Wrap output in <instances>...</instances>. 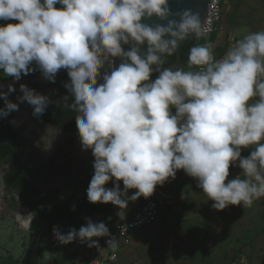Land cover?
Instances as JSON below:
<instances>
[{
    "label": "clouds",
    "instance_id": "9594fccd",
    "mask_svg": "<svg viewBox=\"0 0 264 264\" xmlns=\"http://www.w3.org/2000/svg\"><path fill=\"white\" fill-rule=\"evenodd\" d=\"M153 16L167 24L141 22ZM0 20L18 21L0 26V69L6 76L19 81L38 68L54 83L58 71L67 70L64 87L74 98L69 107L77 113L82 149L94 156L90 203H111L124 220L129 201L150 197L181 169L217 211L250 208L264 197V29L248 32L219 59L209 45L191 47L186 67L173 70L163 67L166 57L190 34L198 40L207 29L199 13H173L169 0H0ZM114 58L121 60L118 67ZM153 73L158 76L151 80ZM14 91L9 85L0 92V117L18 110L8 99ZM20 91L17 100L31 105L34 116L51 103L24 84ZM249 147L243 157L241 150ZM230 166L242 170L231 180ZM110 181L114 186L106 188ZM129 189L137 191L129 197ZM14 215L28 235L35 213ZM53 234L64 245L79 240L99 247L94 238L101 237H109L113 251L119 244L104 222L91 219L79 230L64 234L54 228Z\"/></svg>",
    "mask_w": 264,
    "mask_h": 264
},
{
    "label": "crops",
    "instance_id": "0c3cea01",
    "mask_svg": "<svg viewBox=\"0 0 264 264\" xmlns=\"http://www.w3.org/2000/svg\"><path fill=\"white\" fill-rule=\"evenodd\" d=\"M256 15L258 18L255 20ZM223 18L227 23L225 22L219 30L216 29L206 43L218 59L222 58L220 55L223 49L212 44L217 42L220 34L232 33L236 35V40H239L250 31L264 29V0H225ZM257 21H260L258 28L255 27L259 25ZM186 64L187 61L178 67H186ZM157 76L158 73L151 80ZM100 83L103 81H98V84ZM172 111L175 113L174 108ZM77 138L79 142L75 148H80L83 153L80 159L79 180L75 176L70 177L69 188L66 191L59 190L69 195L70 203L77 206L75 214L68 218V222L72 220L78 222L87 210L86 206L90 203L87 199V189L94 174L92 151L83 150L79 134ZM236 168L230 166L229 180L241 174L242 171ZM61 179L62 175H58L55 181ZM118 183L123 190L122 181ZM113 186V181L105 185L106 188ZM160 188L162 193L157 197L159 209L156 220L153 224L133 232L128 245L117 248L116 264H241L242 258L246 261L245 264H248L247 259L252 260V257H248L246 246L243 244L248 233V225L243 214V209L246 208L242 204L229 205L222 211L213 209L214 202L197 187V180L188 176L182 169L177 170L175 179L169 178L162 186L160 185ZM136 191L137 189H129L127 195L130 197ZM140 199L141 197L129 201L125 219L136 210ZM22 210L30 213L26 208ZM119 211L117 206L107 203L98 214L86 215L82 220V226H86L88 219H91L93 222H104L109 231H112L116 223L122 221L117 216ZM71 228L75 226L69 223L60 230L66 234ZM40 229L39 236L34 238L36 259L29 264H86L89 258L96 257L103 251L105 237L94 238L98 239L99 247H89L87 243L76 240L67 245L63 244L64 248L60 250L61 247L58 248V245L61 243L55 239L54 234H45L46 226L42 225ZM46 243L51 246L43 247ZM39 251H42L41 256ZM73 252H76V256L69 260V255ZM52 259L56 261L52 262Z\"/></svg>",
    "mask_w": 264,
    "mask_h": 264
},
{
    "label": "flooded vegetation",
    "instance_id": "af4514ba",
    "mask_svg": "<svg viewBox=\"0 0 264 264\" xmlns=\"http://www.w3.org/2000/svg\"><path fill=\"white\" fill-rule=\"evenodd\" d=\"M121 63L118 58L115 67H118ZM104 69L101 70V75H103ZM62 74H66L65 78H61ZM67 70L60 69L55 76V82H50L49 80H42L44 77H35L28 76L19 81L13 87L15 91L8 95V99L14 103L18 104V110L12 111L6 117H1L2 124L10 125L15 131H17L21 137L23 138V143L19 147V152L24 160L26 161L24 177L27 182L35 187L40 193L47 196L49 193L53 191H62L66 188H60L57 186L56 178L58 175H62V179L60 183H63V179L67 178V175L72 176L74 169L79 171L81 166V156L83 153L80 148H75L78 141L74 140L75 134L78 133L77 126L71 131L67 132L65 130L60 129L50 121L45 118V115L48 114V108L52 106L57 99L63 105H67V101L64 100V97L67 96L68 90L64 87L66 80L68 78ZM98 81H103L102 78H98ZM24 84L30 89L36 90V92L46 95L50 98L51 103L46 108L45 112L37 117L33 115V107L29 105L27 102H20L17 100L18 96H21L22 93L20 91V85ZM0 84V92H8V88L5 89L9 84L6 83V86H2ZM73 101H69L72 104ZM4 100L0 99V108H4ZM76 113V112H75ZM77 114V113H76ZM59 132L60 134H56ZM43 135V136H41ZM71 137V138H70ZM50 141V145L52 146L53 153L62 155L60 159L53 158L51 161L48 157H42V151L46 150V143ZM60 145L58 146L59 143ZM50 146V147H51ZM50 149V148H48ZM7 157H3L0 160V174L3 177L9 172L10 162L6 160ZM6 161V162H5ZM41 161V162H40ZM5 162V163H4ZM7 167H4V166ZM38 174V178L36 177ZM42 183H49V186L43 190L41 187ZM4 195H12L16 194V191L11 189L7 190L5 181H4ZM9 196V198H10ZM17 196V201L15 206L20 209L26 208L22 206L20 200ZM14 198V196H13ZM15 201V200H14ZM9 204H7V208L9 209ZM28 208V207H27ZM7 209V210H8ZM30 213H33L32 209L28 208ZM8 215L5 212L0 211V226L2 223L6 222ZM31 226L35 227L36 224V213L34 219L32 220ZM33 232L31 233L32 237Z\"/></svg>",
    "mask_w": 264,
    "mask_h": 264
},
{
    "label": "trees",
    "instance_id": "16d2710c",
    "mask_svg": "<svg viewBox=\"0 0 264 264\" xmlns=\"http://www.w3.org/2000/svg\"><path fill=\"white\" fill-rule=\"evenodd\" d=\"M196 45H204L203 39L188 41L180 49V59L188 60L191 47ZM125 50H128L130 47L123 46ZM146 51V48H142V53ZM166 63L163 67H167L175 62V55L166 57ZM157 73H153L151 78ZM66 74H62L61 78H65ZM67 96V105L57 101L48 108V114L45 115V118L59 127L62 130L71 132L76 128V113L72 110L69 105V101H73V97L68 92ZM0 135L3 136L8 142L14 146H20L23 143V138L21 135L15 131L10 125L2 124L0 117ZM7 157V161L10 162L9 172L4 176V181L7 190H15L20 203L22 206L32 209L33 213H36V224L37 226L31 228L33 232L32 240L35 237H38L40 234L41 226H46L44 231L45 234L53 233L54 228L59 230L63 227H66L67 224H73L77 230L82 226V220L86 215L89 214H98L104 208V203H89L86 206L87 210L78 220V222H68V218H71L76 210L77 206H74L70 203L71 197L66 195L64 192L53 191L47 196L40 193L35 189L33 185L26 181L24 177L26 161L22 155L12 152L7 146H0V160L3 157ZM6 162V161H5ZM4 162V163H5ZM81 174V173H80ZM79 174V176H80ZM75 183V181H73ZM16 201H14L13 196H10L9 209L14 207ZM43 234V232L41 233ZM39 255H42V252L39 251ZM76 256V252H73L69 255V260L73 259ZM59 257V255H57ZM29 259L26 260V262ZM52 262L56 261L55 259L51 260ZM19 260L13 256V254L7 250L5 254L0 255V264H18Z\"/></svg>",
    "mask_w": 264,
    "mask_h": 264
},
{
    "label": "rangeland",
    "instance_id": "374dc122",
    "mask_svg": "<svg viewBox=\"0 0 264 264\" xmlns=\"http://www.w3.org/2000/svg\"><path fill=\"white\" fill-rule=\"evenodd\" d=\"M257 18H258V15L255 16V20ZM225 22L227 23V20H225L224 18L222 19L221 17L217 30H219V28H222ZM7 23L15 24V23H18V21L9 20L3 23L2 25H5ZM258 23L259 25L255 26L256 28L260 27V21ZM235 41H236V35H233L232 33L227 34V35L220 34V36L217 37V42L216 43L214 42L212 46L214 47L219 46V49L221 50L223 49L220 55L223 57L228 51L229 47L232 44H234ZM33 67H35V64H33ZM36 70L37 71H33L28 75L22 74L21 79L28 77V76H33V75L43 76L41 71L38 68H36ZM9 81H15V80L12 77L6 76L3 70L0 69V84H2L1 87L6 86V83ZM56 143H59V142L57 141ZM59 145L60 143L58 144V146ZM44 148L46 150H41L43 152L42 153L43 159L48 157L49 160L51 161V159L53 158L60 159V157L62 156L60 154H56L57 152L53 153V150L55 149H52V146L50 147V149L46 147ZM251 150H253L251 147L242 149L241 150L242 156L247 157L250 154ZM231 167L234 168L235 166H231ZM75 169L73 171L72 176L67 175V178L65 177V179H63V183H60L61 181L60 180L57 182L56 185L60 186V188H63L66 186L65 188V191H66L69 188L70 183H71L70 177L72 178L73 176H75V178L79 180L80 168H79V171H76ZM236 169L242 171L239 167H237ZM36 177L37 179H39L38 174H36ZM48 186H49V183L41 184V187L43 188V190H45ZM9 196L10 195L0 196V211L5 212V214L8 215L7 218H4L6 219V222L1 224L0 226V255L5 254V252L9 250L13 254V256L19 260L18 264H29L32 260L36 259V255H35L36 242H34V240H32V237H30L32 231H30V233L27 235L18 229L17 223L15 221V215H14L16 211L19 212L21 215H27L28 212L23 211L22 208L20 209L19 207H16V206L8 209L7 204L10 203ZM13 196H14L15 201H17L16 194H13ZM243 214L246 216L244 217L248 225V233L246 235V239L243 240L245 241L243 244H245L246 246L245 251L247 250L246 252H247L248 257H252V260L250 261L247 259V263L248 264H264V197H261L258 200H254L250 208L243 209ZM47 246L50 247L51 244L46 243L45 245H43V247H47ZM58 248L60 250H63L64 248L63 244L58 245ZM27 259H29L28 263H26Z\"/></svg>",
    "mask_w": 264,
    "mask_h": 264
},
{
    "label": "built area",
    "instance_id": "2783aa9c",
    "mask_svg": "<svg viewBox=\"0 0 264 264\" xmlns=\"http://www.w3.org/2000/svg\"><path fill=\"white\" fill-rule=\"evenodd\" d=\"M225 0H208L206 15L202 23L207 29L206 34L200 38L204 40L206 45L209 37L215 32L221 20L223 6ZM118 58H114V64ZM160 185H157L153 194L145 198L141 196L140 203L132 215L125 220L116 223L110 233L114 235L118 241V247H124L129 244L131 234L144 226L154 223L158 215V202L157 197L161 195ZM109 237H105L103 251L96 257L89 258L86 264H116L118 261L117 249L115 251L107 247L106 241ZM117 247V248H118Z\"/></svg>",
    "mask_w": 264,
    "mask_h": 264
},
{
    "label": "water",
    "instance_id": "95a60500",
    "mask_svg": "<svg viewBox=\"0 0 264 264\" xmlns=\"http://www.w3.org/2000/svg\"><path fill=\"white\" fill-rule=\"evenodd\" d=\"M207 2H208V0H169V8L171 9V11L173 13H178V12H182L183 10L190 9L193 12L199 13L200 18H201V21H203V18L206 15ZM54 7H56V8H62L64 6H62L60 4H56V5H54ZM172 18H175L177 20L179 19L178 16H176V17H169V19H172ZM5 22H7V21L0 20V26L3 23H5ZM141 22L142 23L149 24V25H153V26L155 24H157V23L164 24V25L167 24V21L166 20H160L158 17H155V16H153L151 18H146V19L145 18H142V21ZM166 38H168V37H166ZM192 40H196L194 34H190L184 41L180 42V46L177 49V52L174 54L175 55V62L173 64L167 66V68H175V67H178V66H180V65H182L183 63L186 62V60H181L180 59V49H181L182 46H184V44L186 42L192 41ZM123 46L130 47L131 45H123ZM114 67H115V64H114ZM42 80L46 81L47 79L46 78H43ZM19 81H22V79L19 80ZM19 81H9L7 83H9V85H13L14 86ZM69 81H70V78L68 77L67 80H66V83L69 82ZM8 86L5 87V89H7ZM77 134L78 133L75 134L74 140H76V141L79 142V138H77ZM1 145L7 146L12 152H19V147L12 145L3 136L0 135V146ZM3 186H4L3 177L0 175V187H3ZM26 209L29 210L27 207H26Z\"/></svg>",
    "mask_w": 264,
    "mask_h": 264
}]
</instances>
